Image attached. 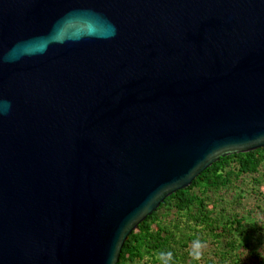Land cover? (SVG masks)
Listing matches in <instances>:
<instances>
[{
  "label": "water",
  "instance_id": "water-1",
  "mask_svg": "<svg viewBox=\"0 0 264 264\" xmlns=\"http://www.w3.org/2000/svg\"><path fill=\"white\" fill-rule=\"evenodd\" d=\"M259 147L264 0H0V264H117Z\"/></svg>",
  "mask_w": 264,
  "mask_h": 264
},
{
  "label": "trees",
  "instance_id": "trees-1",
  "mask_svg": "<svg viewBox=\"0 0 264 264\" xmlns=\"http://www.w3.org/2000/svg\"><path fill=\"white\" fill-rule=\"evenodd\" d=\"M263 232L259 147L220 157L167 196L128 235L117 264H264V247L250 242Z\"/></svg>",
  "mask_w": 264,
  "mask_h": 264
},
{
  "label": "rangeland",
  "instance_id": "rangeland-1",
  "mask_svg": "<svg viewBox=\"0 0 264 264\" xmlns=\"http://www.w3.org/2000/svg\"><path fill=\"white\" fill-rule=\"evenodd\" d=\"M246 198H245V200H247V201H250V200H252V198H249L248 196H245ZM263 201V200H262ZM250 242L253 244V245H255L257 248H263L264 247V232H263V234L260 236V241H256V240H250Z\"/></svg>",
  "mask_w": 264,
  "mask_h": 264
},
{
  "label": "clouds",
  "instance_id": "clouds-1",
  "mask_svg": "<svg viewBox=\"0 0 264 264\" xmlns=\"http://www.w3.org/2000/svg\"><path fill=\"white\" fill-rule=\"evenodd\" d=\"M197 246H199L198 242H197ZM170 255V254H169Z\"/></svg>",
  "mask_w": 264,
  "mask_h": 264
}]
</instances>
